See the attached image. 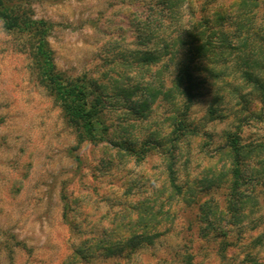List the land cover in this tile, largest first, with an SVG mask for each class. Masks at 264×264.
I'll list each match as a JSON object with an SVG mask.
<instances>
[{
  "label": "rangeland",
  "instance_id": "374dc122",
  "mask_svg": "<svg viewBox=\"0 0 264 264\" xmlns=\"http://www.w3.org/2000/svg\"><path fill=\"white\" fill-rule=\"evenodd\" d=\"M14 2L45 21L43 38L58 70L102 79L110 95L105 141L91 142L66 123L42 85L32 56L37 37L0 22V264H63L85 238L129 235L136 204L154 197L163 214L152 243L128 257L100 253L79 264H264V91L245 75L264 82V0H179L174 14L161 0ZM145 23L154 30L148 36ZM198 23L217 33L191 58L187 127L175 137L185 103L180 66L189 54L171 40ZM243 29L246 47L231 38ZM220 34L235 48L220 46ZM183 38L195 47L192 37ZM145 50L158 61L137 63ZM123 72L138 83L110 89L111 75ZM146 84L155 96L133 113L126 104ZM228 136L246 150L238 187L236 158L224 148Z\"/></svg>",
  "mask_w": 264,
  "mask_h": 264
},
{
  "label": "trees",
  "instance_id": "16d2710c",
  "mask_svg": "<svg viewBox=\"0 0 264 264\" xmlns=\"http://www.w3.org/2000/svg\"><path fill=\"white\" fill-rule=\"evenodd\" d=\"M178 1L179 0H161V3L166 6L168 14H174L177 12L176 5ZM219 19H221V17ZM200 21H206V18H203ZM0 22L5 30H17L37 37L38 42L34 45V52L32 53L35 61L34 63L38 67V73L40 75L42 85L44 86L46 92L59 104L62 116L64 117L66 123L74 125L76 128L78 127L82 130L85 139L91 142L105 141L103 136V111L105 109L106 101L104 98L105 96L110 95L105 82H103L102 79H99L97 80V83H95L89 81L84 75L77 78H71L62 71L58 70L48 55V50L46 48L47 41L43 38V33L46 30L44 24L45 21L33 19L29 8H26L19 3H15L14 0H0ZM203 24H199L200 26L197 25V27H192L184 31L183 36L189 38L192 37V40L196 43L195 47L194 45L191 47L190 43L183 42L184 38L181 35H177L171 40L173 45H187V54H189V56L186 54L189 64H182L180 66L181 76L178 80L181 85H183L181 89L183 90L185 103L172 130V132L176 135L175 137H177V135L183 132L187 127L185 124L186 113L193 97L191 91L194 86L189 66L192 63L191 58L194 57V55L199 56L206 46L211 45L212 42H210L208 38L217 33V31L215 33V30L212 28H210L212 29L210 33H206L208 27L202 26ZM144 26L143 28L146 29L145 36L152 34L154 30L150 27L149 23H145ZM243 33L245 34L243 35ZM220 35V46H225L229 49L235 48L233 39L237 42H242L238 44L239 46L242 44V46L246 47V43H248L250 38V35H248L244 29L243 31L237 30V32L233 33L231 36L233 39L228 38L226 34ZM129 53L134 54L135 52L129 51ZM137 53L140 54L141 57V59H138L137 63L149 65L158 61V54L156 52L152 53L151 51L145 50ZM200 57H202V55ZM122 64L124 65V67L121 66L122 69L129 66L127 63ZM168 65L169 63H163L162 67H168ZM158 71H161V69H158ZM245 75L249 82L254 85L255 89L264 91V82H261V80L257 77L254 78L249 72H246ZM111 78L112 82L109 86L110 89H114L116 86L119 88V82L120 84L123 82L138 83L136 79L129 77L125 72L122 74L117 73L115 76L111 75ZM99 86H101L103 90H100L98 88ZM177 88L178 86L176 89ZM135 90L139 93L137 100H129L130 102L126 105L129 109H131V111H133V113H140L143 108L146 107L149 98L151 97V99H153L155 94H152V89L148 87L147 84L146 86H137ZM171 92L172 91L169 90L164 94L168 97L172 94ZM224 148H226V153L227 151H230L234 159H237L234 160L235 167L233 168L231 174L234 179L233 184L238 187V185H240L238 181L242 178L241 169L239 168V157H241L242 153L246 150H241L238 139L234 136H228L227 143ZM252 148L253 147H250L249 151H252ZM125 150L131 151L128 148H125ZM141 151L143 153L144 150ZM142 153L140 151L134 152V155L139 156L141 159ZM168 174L170 177L169 182L175 190L174 194H178V187L174 183V177L172 175L173 171L171 168L168 169ZM170 200L171 198H169V201ZM157 201L158 200L155 197L151 199L146 198L145 201L136 204L137 208H139V218L136 221H131V217L128 216L129 218H127V222H129V224L125 225L127 231H129V235L114 239L109 237L107 235L108 233H103L102 236L98 238H85L84 240H81L77 246H73L71 248L63 264H79L80 262L90 263L92 258L100 253L106 258L120 256L122 254L125 255V257L126 255L128 257L143 243H152L153 240L160 235V230L158 229L160 223L159 218L161 213L163 214L162 210H155L151 204L153 202L157 203ZM118 229L114 230V232L118 231Z\"/></svg>",
  "mask_w": 264,
  "mask_h": 264
}]
</instances>
